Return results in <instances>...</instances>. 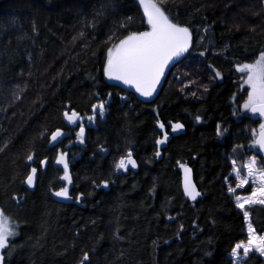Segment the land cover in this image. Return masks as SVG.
<instances>
[{
    "label": "trees",
    "instance_id": "obj_1",
    "mask_svg": "<svg viewBox=\"0 0 264 264\" xmlns=\"http://www.w3.org/2000/svg\"><path fill=\"white\" fill-rule=\"evenodd\" d=\"M156 1L195 44L144 104L104 78L109 49L147 29L134 0H0L3 264H233L247 241L230 181L252 155L264 161L254 148L264 121L243 111L237 65L264 54V0ZM71 114L83 119L78 129ZM60 130L68 136L52 147ZM61 150L68 181L56 167ZM128 157L137 168L124 172ZM249 214L263 234L264 206ZM241 264L264 260L253 253Z\"/></svg>",
    "mask_w": 264,
    "mask_h": 264
},
{
    "label": "water",
    "instance_id": "obj_2",
    "mask_svg": "<svg viewBox=\"0 0 264 264\" xmlns=\"http://www.w3.org/2000/svg\"><path fill=\"white\" fill-rule=\"evenodd\" d=\"M141 10L147 29L140 33L130 34L107 52L104 78L109 86L122 89L133 94L144 104L154 103L161 94L174 68L182 63L192 51L195 44L194 33L188 26H182L170 18L156 0H134ZM104 110L99 105L94 113ZM249 113L264 121V103L252 106ZM83 119L79 114L67 115V122L72 129H78ZM181 128L176 133L181 132ZM68 133L60 130L53 134L51 146L57 147L67 138ZM80 144L86 136L85 128H80ZM259 155L264 159V127L255 139ZM162 158L161 151L158 153ZM56 167L64 172L68 181L71 173L69 152L60 153ZM186 195L191 202L199 197L192 170L182 169ZM37 174L29 181L31 188ZM65 194L59 196L60 200ZM3 225V212L0 207V230Z\"/></svg>",
    "mask_w": 264,
    "mask_h": 264
},
{
    "label": "rangeland",
    "instance_id": "obj_3",
    "mask_svg": "<svg viewBox=\"0 0 264 264\" xmlns=\"http://www.w3.org/2000/svg\"><path fill=\"white\" fill-rule=\"evenodd\" d=\"M161 1H168V3L172 2L170 0ZM237 71L241 74L243 87L246 88L243 111L247 113L252 106L264 103V54L260 55L252 63L237 65ZM105 114L106 113H100L99 115L104 117ZM89 121L90 120H88V122ZM81 127L85 128L86 126L83 123ZM79 135L77 133V139L80 138ZM161 145H164V143L162 142ZM254 148L257 149L258 152V148L256 146ZM60 153H64V151L61 150ZM136 168L137 165L131 157H128L124 161V164H120L119 166V169L124 172L128 169ZM231 175L230 194L234 197L236 205L245 216L248 236L247 241L237 244L231 253L233 264H241L253 253L264 260V233L257 234L255 232L251 225L249 214L250 207L254 205L264 206V161L257 155H252L244 163L243 167L239 168L235 166ZM9 234L10 224L8 221H4L0 230V264H3V254L8 244Z\"/></svg>",
    "mask_w": 264,
    "mask_h": 264
}]
</instances>
